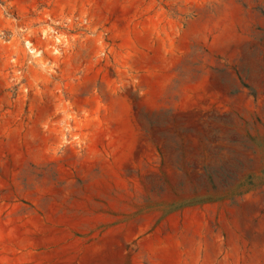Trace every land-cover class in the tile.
Returning <instances> with one entry per match:
<instances>
[{
    "label": "rangeland",
    "instance_id": "rangeland-1",
    "mask_svg": "<svg viewBox=\"0 0 264 264\" xmlns=\"http://www.w3.org/2000/svg\"><path fill=\"white\" fill-rule=\"evenodd\" d=\"M0 264H264V0H0Z\"/></svg>",
    "mask_w": 264,
    "mask_h": 264
}]
</instances>
